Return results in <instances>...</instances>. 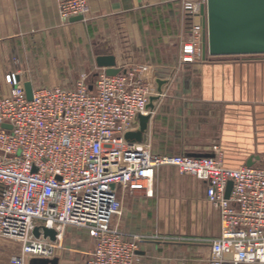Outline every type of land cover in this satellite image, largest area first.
<instances>
[{
    "label": "crops",
    "instance_id": "0c3cea01",
    "mask_svg": "<svg viewBox=\"0 0 264 264\" xmlns=\"http://www.w3.org/2000/svg\"><path fill=\"white\" fill-rule=\"evenodd\" d=\"M185 2L205 0H88L85 18L63 22L57 0H0V98L10 90L8 73L33 89H70L83 74L93 81L103 71L98 56H112L120 71L142 68L151 88L147 111L129 131L146 122L135 144L156 156H216L231 169L258 165L264 160V55L182 63L181 44L195 21L184 14ZM169 168L156 170L152 197L119 193L117 226L128 235L216 237L220 218L206 199V184L188 175L194 180H164ZM85 243L83 234L66 229L50 259L84 264ZM18 254V244L0 238V264ZM137 255V264H208L209 247L144 241Z\"/></svg>",
    "mask_w": 264,
    "mask_h": 264
},
{
    "label": "built area",
    "instance_id": "2783aa9c",
    "mask_svg": "<svg viewBox=\"0 0 264 264\" xmlns=\"http://www.w3.org/2000/svg\"><path fill=\"white\" fill-rule=\"evenodd\" d=\"M200 6L183 4L195 21L181 44L182 63L202 58ZM57 7L63 22L89 13L88 0H57ZM4 80L10 90L0 98V238L19 247L10 264L52 258L68 228L93 240L84 264H137L143 240L115 223L122 215L119 193L152 197L155 172L164 166L204 182L206 199L218 210L208 264H264V160L231 169L216 156H156L127 142L124 135L147 111L151 94L142 68L115 76L103 70L91 84L83 74L70 89H33L30 101L17 74ZM41 228L54 230L55 240L43 238Z\"/></svg>",
    "mask_w": 264,
    "mask_h": 264
},
{
    "label": "water",
    "instance_id": "95a60500",
    "mask_svg": "<svg viewBox=\"0 0 264 264\" xmlns=\"http://www.w3.org/2000/svg\"><path fill=\"white\" fill-rule=\"evenodd\" d=\"M200 16L203 28L202 56L204 59L206 56L264 55V0H205L200 6ZM80 20L82 17H76L70 22ZM96 66L103 69L107 76H115L120 72L115 68V59L112 56H98ZM93 81L87 80L89 84ZM158 84L161 86V82ZM23 88L27 100L30 101L33 93L31 84L24 83ZM89 90H92L91 85ZM145 129L146 122L140 121L139 130L126 133L124 139L129 143H140ZM231 189L232 183L228 182L225 199L229 198ZM41 230L43 238L55 240L54 230L48 228H41ZM33 235L36 238L40 237L38 227L34 228ZM28 264H58V259L32 258Z\"/></svg>",
    "mask_w": 264,
    "mask_h": 264
},
{
    "label": "rangeland",
    "instance_id": "374dc122",
    "mask_svg": "<svg viewBox=\"0 0 264 264\" xmlns=\"http://www.w3.org/2000/svg\"><path fill=\"white\" fill-rule=\"evenodd\" d=\"M138 69V68H137ZM88 76V75H87ZM88 76V78L90 79ZM92 81V80H91ZM168 173H165L164 180H194L188 176H183L179 173V171L174 168L167 169ZM190 201L189 199L186 200V202ZM70 230H73L75 232H79L80 234H83L86 240L85 246L83 247V254L85 253V259H88V253L92 251L93 249V240L87 236V234L79 229L76 228H68ZM119 230L123 232L120 228ZM124 233V232H123ZM133 235V234H131ZM139 236V235H136ZM144 241H162V242H173V243H184V242H202L205 243L207 246L209 245V241L214 237H207V238H192L191 236H180V235H150V236H139ZM86 259V260H87Z\"/></svg>",
    "mask_w": 264,
    "mask_h": 264
}]
</instances>
